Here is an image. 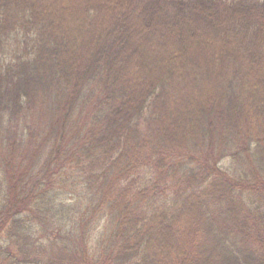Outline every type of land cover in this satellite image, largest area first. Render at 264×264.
Wrapping results in <instances>:
<instances>
[{"label":"trees","instance_id":"1","mask_svg":"<svg viewBox=\"0 0 264 264\" xmlns=\"http://www.w3.org/2000/svg\"><path fill=\"white\" fill-rule=\"evenodd\" d=\"M0 264H264V0H0Z\"/></svg>","mask_w":264,"mask_h":264}]
</instances>
